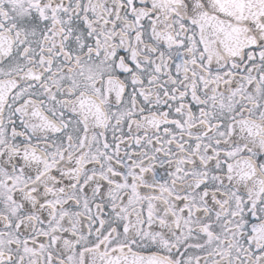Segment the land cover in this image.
<instances>
[{
	"label": "snow or ice",
	"instance_id": "6c2138e0",
	"mask_svg": "<svg viewBox=\"0 0 264 264\" xmlns=\"http://www.w3.org/2000/svg\"><path fill=\"white\" fill-rule=\"evenodd\" d=\"M0 264H264V0H0Z\"/></svg>",
	"mask_w": 264,
	"mask_h": 264
}]
</instances>
